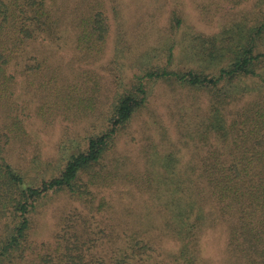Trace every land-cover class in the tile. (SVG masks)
<instances>
[{
  "label": "trees",
  "instance_id": "obj_1",
  "mask_svg": "<svg viewBox=\"0 0 264 264\" xmlns=\"http://www.w3.org/2000/svg\"><path fill=\"white\" fill-rule=\"evenodd\" d=\"M74 1L82 6L67 18L59 7L70 0H0V264H201L202 235L217 227L237 264H264V11L212 35L186 34L188 57L181 59L174 51L181 19L174 17L170 34L137 57L129 86L118 75L128 37L116 41L106 63L116 65V89L106 106L97 85L102 75L88 71L86 79L87 70L75 67L96 65L105 53L104 0ZM68 48L77 59L69 78L50 63ZM43 73L50 75L40 86L49 85L54 106L37 111L44 123L92 120L67 129L59 166L33 156L26 176L9 154L25 136L15 89ZM157 82L204 92L209 105L182 132V149L148 155L138 194L129 190L125 213L115 219L106 189L125 163L109 162V153ZM51 197L74 208L60 220L54 246L28 262L32 214Z\"/></svg>",
  "mask_w": 264,
  "mask_h": 264
},
{
  "label": "rangeland",
  "instance_id": "obj_2",
  "mask_svg": "<svg viewBox=\"0 0 264 264\" xmlns=\"http://www.w3.org/2000/svg\"><path fill=\"white\" fill-rule=\"evenodd\" d=\"M70 1L68 7H59V12L65 13L67 18H72L74 10L82 6L81 2ZM93 1L84 0L85 3L92 5ZM263 11L264 0H104L103 12L109 27L105 53L96 65L77 64L75 67L87 70L84 74L86 79L92 76L91 72L94 70L102 75L97 85L100 87L99 94L107 106L116 89L114 78L117 71L113 70V67L116 69V65L109 68L106 67V63L109 59L112 60L116 41L119 43L128 37L130 46L123 52L122 58L118 59L122 66L118 75L129 86L131 78L137 72V57L143 55L145 50L153 45L158 46L160 43L158 40L170 34L169 27L174 17L181 19V26L176 31V39L180 41V45L174 50L177 58L181 59L188 57L181 46L184 43L181 39L186 34L212 35L231 21L241 18L253 19ZM75 61L77 59L74 52L68 48L63 49L50 63H53L52 69L61 67L65 77L69 78L72 76ZM182 63L181 68L188 65L186 62ZM49 75L43 73L38 77L40 79H36V76L22 78L19 81L20 86L15 89V100L22 113L25 136L24 142H17L11 146L9 154L11 162L21 168L26 176L32 172L30 159L33 156L40 159L41 164L51 163L54 167L59 166L57 156L59 147L62 143L70 142L68 130H74L77 123L80 126L92 120H76L71 126L62 121L49 124L43 122L37 113L39 108L42 113L54 110L49 85L44 87L46 91L40 86L47 82ZM149 86L152 90L147 107L135 115L130 125L118 135L109 153V162H114L111 158H116L125 163V167H118L114 173L118 181L106 189L107 196L114 202L111 216L115 219L125 213L123 205L128 204L131 195L129 190L138 194L148 155L153 150L166 153L182 149L184 142L182 132L186 133L187 128L193 127L209 105V95L201 91L185 90L162 82ZM47 95L49 100L46 99ZM73 208V203L68 202L66 198L51 197L40 203L32 214L28 248L24 252L25 260L35 261L42 249L54 246L55 237L61 228L59 222L65 215L71 213ZM154 239L156 242L157 239ZM225 243L227 234L222 227L211 228L210 232H205L201 238V264H237L236 255L227 251ZM46 252L47 250L44 253ZM160 257H156L157 261Z\"/></svg>",
  "mask_w": 264,
  "mask_h": 264
}]
</instances>
